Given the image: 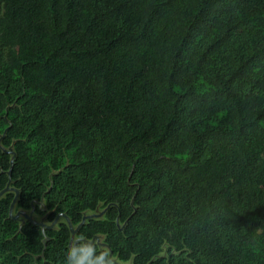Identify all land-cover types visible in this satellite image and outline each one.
I'll return each instance as SVG.
<instances>
[{
    "label": "trees",
    "instance_id": "obj_1",
    "mask_svg": "<svg viewBox=\"0 0 264 264\" xmlns=\"http://www.w3.org/2000/svg\"><path fill=\"white\" fill-rule=\"evenodd\" d=\"M3 133L13 214L103 213L7 191L0 264H264V0H0Z\"/></svg>",
    "mask_w": 264,
    "mask_h": 264
},
{
    "label": "water",
    "instance_id": "obj_2",
    "mask_svg": "<svg viewBox=\"0 0 264 264\" xmlns=\"http://www.w3.org/2000/svg\"><path fill=\"white\" fill-rule=\"evenodd\" d=\"M4 136V133L1 135L0 137V140L3 138ZM0 148L2 149V151L8 155H10V166H9V169L7 171V176H8V181H7V184L6 186L0 190V197L3 196L5 194V192L7 191H14L15 192V195L12 199V202L9 206V210H8V214H9V218L13 219V220H27L29 222H31L33 225H36V226H39L41 227L42 229H51L54 227L55 223L57 222V220L59 218H64L65 222L67 223L68 225V228L70 230V234H71V238H70V242H69V247H71L73 245V243L76 241V240H73V237L75 235V233L78 231V228L81 224L84 223V221L86 219H89V218H92V217H98V216H101L103 211H100V212H94L93 214H84L83 217H82V220L80 222V224L74 228L72 223L70 222L68 216L65 214V213H59L56 218L50 223V224H46L44 222V219H40V220H36L34 218V213H33V209H31L30 212H27V211H24V210H19L17 211L15 214H13V209H14V206L16 204V200H17V197H18V190L11 187L10 186V182H11V170H12V167H13V164H14V160H15V152L13 150V147L12 146H9L8 148H5L1 145L0 143ZM44 209V208H43ZM83 242L85 244H92V243H96L98 246L100 247H107V244L104 243V242H100V238L99 236H94L91 240H83ZM111 255H112V252L111 250L109 251V259L111 260ZM113 262V264H119L116 260L112 259L111 260Z\"/></svg>",
    "mask_w": 264,
    "mask_h": 264
},
{
    "label": "rangeland",
    "instance_id": "obj_3",
    "mask_svg": "<svg viewBox=\"0 0 264 264\" xmlns=\"http://www.w3.org/2000/svg\"><path fill=\"white\" fill-rule=\"evenodd\" d=\"M34 218H35L36 220H40L42 217H40V216H38V215H34Z\"/></svg>",
    "mask_w": 264,
    "mask_h": 264
}]
</instances>
